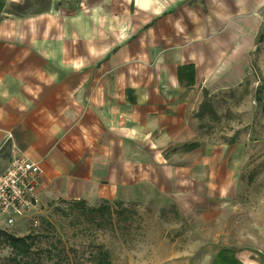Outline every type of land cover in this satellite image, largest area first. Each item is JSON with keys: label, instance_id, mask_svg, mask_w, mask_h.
I'll use <instances>...</instances> for the list:
<instances>
[{"label": "crops", "instance_id": "1", "mask_svg": "<svg viewBox=\"0 0 264 264\" xmlns=\"http://www.w3.org/2000/svg\"><path fill=\"white\" fill-rule=\"evenodd\" d=\"M258 45L264 0H0V173L38 162L41 204L150 195L178 180L170 160L200 96L242 88ZM262 152L261 167L231 168L235 196L240 173L264 174ZM256 178L249 197L264 202Z\"/></svg>", "mask_w": 264, "mask_h": 264}, {"label": "rangeland", "instance_id": "2", "mask_svg": "<svg viewBox=\"0 0 264 264\" xmlns=\"http://www.w3.org/2000/svg\"><path fill=\"white\" fill-rule=\"evenodd\" d=\"M256 49L252 73L242 88L227 94L205 92L198 99L202 104L192 110L190 121L194 138L184 146L177 143L170 160L178 180H159L150 195L116 199L114 225L105 228L93 226L89 210L104 201H86V206L63 200L39 203L13 225L1 220L0 264L12 252L3 231L31 235L30 264H70L69 257L91 264L90 255L100 244L109 250L112 264H233L231 256L240 264H264V222L253 221L254 215L264 214L262 193L255 200L249 197L256 176L264 183V174L240 173L244 190L239 197L226 183L232 167L246 171L252 164L263 165L264 46ZM239 151L243 156L236 160ZM223 249L228 253L220 255Z\"/></svg>", "mask_w": 264, "mask_h": 264}, {"label": "built area", "instance_id": "3", "mask_svg": "<svg viewBox=\"0 0 264 264\" xmlns=\"http://www.w3.org/2000/svg\"><path fill=\"white\" fill-rule=\"evenodd\" d=\"M40 171L38 162L18 155L0 173V212L7 216L8 224L13 225L16 217L38 206Z\"/></svg>", "mask_w": 264, "mask_h": 264}, {"label": "trees", "instance_id": "4", "mask_svg": "<svg viewBox=\"0 0 264 264\" xmlns=\"http://www.w3.org/2000/svg\"><path fill=\"white\" fill-rule=\"evenodd\" d=\"M179 77L180 79L186 78L188 84L193 83L195 80V69L193 65H184L179 68ZM63 201H69L73 205H84L86 206V200L85 199H74V200H66L61 199ZM104 203L100 204L99 206H93L89 207V210L91 211L93 226L95 228H105L109 224L111 226L114 225V219H113V207L118 202L117 200L114 202H111L110 200H103ZM103 218V223H99L98 218ZM3 240L4 242L9 245L12 248V252L9 258V261L6 264H30V255L34 246V240L31 238L30 234L26 235H16L13 233H8L3 231L2 232ZM227 249H223L221 252H219L220 255H224L227 251ZM48 252L51 253V250L49 249ZM228 253V252H227ZM228 257V256H227ZM91 264H112V257L108 249H105L104 245L100 244L98 245V248L92 252V255H90ZM231 259V262L233 264H240V261L238 258H235L233 256L228 257V259ZM72 257L68 258V261L71 262L70 264H77V261H74ZM69 264V263H65ZM213 264H226V261L219 260L216 263Z\"/></svg>", "mask_w": 264, "mask_h": 264}]
</instances>
